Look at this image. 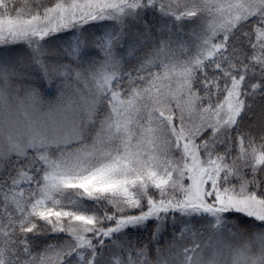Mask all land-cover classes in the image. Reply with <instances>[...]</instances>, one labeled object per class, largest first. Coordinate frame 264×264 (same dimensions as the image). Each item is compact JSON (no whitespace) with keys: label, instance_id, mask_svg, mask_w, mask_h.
Wrapping results in <instances>:
<instances>
[{"label":"snow or ice","instance_id":"6c2138e0","mask_svg":"<svg viewBox=\"0 0 264 264\" xmlns=\"http://www.w3.org/2000/svg\"><path fill=\"white\" fill-rule=\"evenodd\" d=\"M0 264H264V0H0Z\"/></svg>","mask_w":264,"mask_h":264}]
</instances>
